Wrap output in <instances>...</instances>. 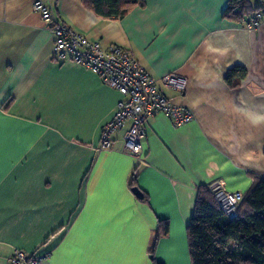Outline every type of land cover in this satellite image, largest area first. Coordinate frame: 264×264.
Listing matches in <instances>:
<instances>
[{
	"label": "crops",
	"instance_id": "crops-1",
	"mask_svg": "<svg viewBox=\"0 0 264 264\" xmlns=\"http://www.w3.org/2000/svg\"><path fill=\"white\" fill-rule=\"evenodd\" d=\"M36 1L0 0V264L14 249L41 264H190L199 188L222 184L243 197L264 177V19L224 18L228 0H144L114 20L81 0H53L75 33L129 51L154 79L186 80L183 94L163 93L193 120L175 128L161 114L147 119L137 164L121 151L128 123L110 150L98 149L122 96L52 59ZM234 67L247 75L229 88ZM160 221L167 234L154 242Z\"/></svg>",
	"mask_w": 264,
	"mask_h": 264
},
{
	"label": "built area",
	"instance_id": "built-area-1",
	"mask_svg": "<svg viewBox=\"0 0 264 264\" xmlns=\"http://www.w3.org/2000/svg\"><path fill=\"white\" fill-rule=\"evenodd\" d=\"M33 11L40 14L42 21L53 38L52 59L58 63L72 62L91 71L107 87L121 96L113 118L102 128L99 150L112 148V135L128 123L123 135L122 153L131 156L137 164L144 161L142 141L145 137V122L155 115L168 118L175 128L193 120L190 110L176 106L164 95L163 90L183 94L186 80L175 72L154 79L147 74L127 50L117 46L102 48L96 41H90L59 22L54 14L53 0H37ZM264 19V8L255 21ZM217 206L229 218L236 216L242 196L227 192L222 184L208 189ZM43 257L14 249L7 264H41Z\"/></svg>",
	"mask_w": 264,
	"mask_h": 264
},
{
	"label": "trees",
	"instance_id": "trees-1",
	"mask_svg": "<svg viewBox=\"0 0 264 264\" xmlns=\"http://www.w3.org/2000/svg\"><path fill=\"white\" fill-rule=\"evenodd\" d=\"M81 1L95 16L114 20L142 5L144 0ZM263 8L252 7L250 0H228L223 15L229 20L243 21ZM246 75L243 68L234 67L224 81L229 88H236ZM130 187H136L134 176ZM186 232L190 264H264V177L257 179L243 196L233 219L217 206L206 187L199 188ZM166 234L167 224L160 221L154 242Z\"/></svg>",
	"mask_w": 264,
	"mask_h": 264
},
{
	"label": "water",
	"instance_id": "water-1",
	"mask_svg": "<svg viewBox=\"0 0 264 264\" xmlns=\"http://www.w3.org/2000/svg\"><path fill=\"white\" fill-rule=\"evenodd\" d=\"M131 191H132V193L134 194V196H135L136 198H138V199H142L143 194H142V192H141L137 187L132 188Z\"/></svg>",
	"mask_w": 264,
	"mask_h": 264
}]
</instances>
